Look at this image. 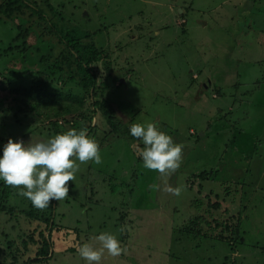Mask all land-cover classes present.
I'll return each instance as SVG.
<instances>
[{
  "label": "rangeland",
  "instance_id": "374dc122",
  "mask_svg": "<svg viewBox=\"0 0 264 264\" xmlns=\"http://www.w3.org/2000/svg\"><path fill=\"white\" fill-rule=\"evenodd\" d=\"M48 1L57 12L53 23L92 33L89 40L109 52L96 68L104 75L105 61L117 76L115 83L108 78L106 96L122 124L106 123V134H88L99 144L101 163L76 161L79 170L68 197L51 204L54 245L33 264H87L78 248L99 247L95 237L103 232L115 235L127 253L105 252L100 264H264V0ZM15 26L0 19L2 148L9 138L27 144L56 135L54 109L45 113L43 104L15 88L27 87L39 75L42 63L34 64L35 59L60 48L37 30L36 46L25 58L18 51L6 54ZM41 76L50 77L49 71ZM50 79L51 88L61 84ZM69 81L64 90L75 88L76 80ZM147 122L184 145L181 166L166 181L143 167V142L129 131L132 123ZM165 183L183 191L170 194ZM152 184L160 190H151ZM26 202L16 193L9 199L10 205ZM230 215L240 218L234 250L212 238L221 227L211 231L205 223ZM197 217L201 224L190 221ZM0 220V232L17 234L5 213ZM196 225L201 233L186 231Z\"/></svg>",
  "mask_w": 264,
  "mask_h": 264
},
{
  "label": "trees",
  "instance_id": "16d2710c",
  "mask_svg": "<svg viewBox=\"0 0 264 264\" xmlns=\"http://www.w3.org/2000/svg\"><path fill=\"white\" fill-rule=\"evenodd\" d=\"M42 4L46 6H42ZM42 4L40 0H1L0 2V19H10L16 23V35L3 51L4 53L13 52L14 54L18 51L25 58L30 48L36 46L32 39L37 35V30L40 31V35L50 37L55 46L57 44L60 48L56 55H54L53 49H49L42 54L40 61L35 59L33 63H42L41 66L44 69L36 70V75L37 72L39 75L29 81L27 87L14 88L28 95L31 102L43 104L45 113L49 112L48 107L51 110L54 109L57 119L51 120V129L56 135L71 128H76L77 131L86 129L87 135L92 133L96 135L102 131L106 134V123L120 127L122 123L116 115L117 107L110 101V97L106 96L108 78L113 76V83H115L117 76L114 75L113 70L108 71L109 66L107 68L105 61L103 65L107 72L104 75L103 73L98 74L96 68L102 61V57L109 58V52L106 53L107 51L89 40L92 33L80 28L65 29L53 23L55 19H58L54 6L48 0H44ZM35 17L37 19H34ZM183 27L185 28V25ZM37 38L36 41L41 39L42 43L46 42L43 37L37 36ZM52 41L50 42L53 43ZM44 61L46 62L44 63ZM18 62L19 60L14 59V64ZM47 71H49L50 77H42L41 75H46ZM50 78L60 80L61 84L56 85L55 83L51 88L50 84L54 81ZM69 80H76V90L70 88L71 86L64 90V86L70 84ZM13 82V80L9 81L11 86H13ZM57 105L59 107H56ZM68 115L71 116L70 119L67 117ZM96 118L98 120L94 124ZM59 119L69 128H64V125L59 123ZM98 139L101 141L107 138L99 136ZM107 140L109 141V139ZM2 155L3 148L0 146V156ZM19 191L20 189L12 188L0 180V218L1 213H5L7 221L13 224L11 229H17L16 235L11 234L9 229L0 232V264H33L40 260L39 256L48 254L49 248L54 245L53 229L57 226L53 220L55 213L53 214L54 208L51 205L54 200L51 201L48 208L43 210L35 208L29 199L25 206L10 205L9 199L14 193L21 199L22 204L25 203V197L18 195ZM209 205L214 209L221 208L218 201H210ZM199 219L206 220L201 215ZM197 220L198 217L190 221ZM200 222L197 221L201 224ZM205 223L211 231L216 227H221V233L212 236V238L229 242L231 249L234 250L240 233V218L230 215L223 220L213 218ZM3 227L0 223V228ZM46 231H49L48 237L45 235ZM186 231L199 234L202 228L201 225H196L194 228H186ZM205 236H209L208 232L205 233ZM30 250L35 251V256H37L35 259L28 256ZM26 256L28 257L25 260Z\"/></svg>",
  "mask_w": 264,
  "mask_h": 264
},
{
  "label": "clouds",
  "instance_id": "9594fccd",
  "mask_svg": "<svg viewBox=\"0 0 264 264\" xmlns=\"http://www.w3.org/2000/svg\"><path fill=\"white\" fill-rule=\"evenodd\" d=\"M129 131L134 138L143 142L144 147L139 155L144 168L158 172L165 181L180 168L183 144L174 143L170 135L151 122L132 123ZM76 161L80 164L89 161L101 163L99 144L87 135L86 129L77 131L73 128L46 142L32 138L25 144L22 140L14 142L9 138L0 156V180L20 189L18 195L29 199L35 208L43 210L50 206L51 201L68 197L69 182L75 179V173L79 170ZM149 187L154 191L160 190L157 184ZM163 190L179 196L183 187H171L165 183ZM120 230L124 231V228ZM95 240L99 247L84 243L78 248L79 255L87 264H100L105 252L112 257L127 253L113 234L103 232Z\"/></svg>",
  "mask_w": 264,
  "mask_h": 264
},
{
  "label": "crops",
  "instance_id": "0c3cea01",
  "mask_svg": "<svg viewBox=\"0 0 264 264\" xmlns=\"http://www.w3.org/2000/svg\"><path fill=\"white\" fill-rule=\"evenodd\" d=\"M204 83H205V82H204ZM205 84H207V83H205ZM210 84H211V83H210ZM210 84H209V85H210ZM187 141L190 142V140H187Z\"/></svg>",
  "mask_w": 264,
  "mask_h": 264
},
{
  "label": "water",
  "instance_id": "95a60500",
  "mask_svg": "<svg viewBox=\"0 0 264 264\" xmlns=\"http://www.w3.org/2000/svg\"><path fill=\"white\" fill-rule=\"evenodd\" d=\"M180 11H183L182 9H180ZM210 84V82H208Z\"/></svg>",
  "mask_w": 264,
  "mask_h": 264
}]
</instances>
